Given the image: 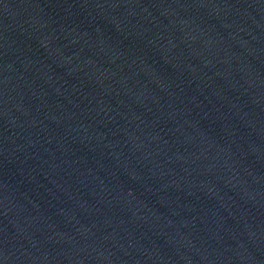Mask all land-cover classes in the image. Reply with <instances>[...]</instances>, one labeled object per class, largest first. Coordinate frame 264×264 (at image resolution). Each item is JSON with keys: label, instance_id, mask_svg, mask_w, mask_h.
<instances>
[{"label": "water", "instance_id": "water-1", "mask_svg": "<svg viewBox=\"0 0 264 264\" xmlns=\"http://www.w3.org/2000/svg\"><path fill=\"white\" fill-rule=\"evenodd\" d=\"M0 264H264V0H0Z\"/></svg>", "mask_w": 264, "mask_h": 264}]
</instances>
